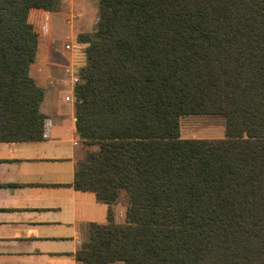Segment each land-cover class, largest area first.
<instances>
[{"label": "trees", "instance_id": "16d2710c", "mask_svg": "<svg viewBox=\"0 0 264 264\" xmlns=\"http://www.w3.org/2000/svg\"><path fill=\"white\" fill-rule=\"evenodd\" d=\"M0 0V142L34 139L44 11ZM73 86V187L125 222L91 224L81 264H264V0H99ZM224 138L182 139L184 117Z\"/></svg>", "mask_w": 264, "mask_h": 264}, {"label": "crops", "instance_id": "0c3cea01", "mask_svg": "<svg viewBox=\"0 0 264 264\" xmlns=\"http://www.w3.org/2000/svg\"><path fill=\"white\" fill-rule=\"evenodd\" d=\"M76 1L86 0H59L60 7L67 8L68 25L78 20ZM90 1L88 22L96 18L99 4ZM44 16L55 22L49 46L60 31L62 15L55 9L44 11L38 39ZM69 33L74 40L81 34ZM36 58L44 60V50L37 45L29 75L43 92V127L33 140L0 142V264H81L75 254L88 241L90 225L106 224L109 209L114 222L123 224L126 207L98 203L93 193L74 189L76 163L85 151L74 129L73 80L79 67L74 71L69 65L60 73L57 65L33 64Z\"/></svg>", "mask_w": 264, "mask_h": 264}, {"label": "rangeland", "instance_id": "374dc122", "mask_svg": "<svg viewBox=\"0 0 264 264\" xmlns=\"http://www.w3.org/2000/svg\"><path fill=\"white\" fill-rule=\"evenodd\" d=\"M86 5V6H85ZM92 1L86 0L83 4L75 3L74 11L78 15V20L71 25L66 24L68 11L67 8L63 10L60 7L59 0L56 3L55 11H58L62 16L59 18L60 31L51 37V45H47L49 40V33L54 28L53 20L54 18H47L44 16L43 24L41 28L40 38L38 39L37 46L44 50V60L41 58H36V65L47 66V65H57L59 71L62 73L65 69L71 66V69L77 70V66L81 68L85 63V45L78 44L72 37L70 38V33L73 37L78 33H89L94 32L96 28L97 15L96 18H92L90 22V12L87 13L89 9H92ZM62 10H61V9ZM97 11L99 9V4H97ZM98 13V12H97ZM95 21V24H94ZM87 22V23H86ZM94 24V25H93ZM74 27V30L72 28ZM73 31V32H72ZM50 47L48 55L46 51ZM46 53V54H45ZM34 66V65H33ZM68 69V68H67ZM62 70V71H61ZM54 72V71H53ZM65 74V73H64ZM180 137L182 139H206V140H216L224 138V122L221 117H184L180 120L179 127ZM122 224V223H120Z\"/></svg>", "mask_w": 264, "mask_h": 264}, {"label": "built area", "instance_id": "2783aa9c", "mask_svg": "<svg viewBox=\"0 0 264 264\" xmlns=\"http://www.w3.org/2000/svg\"><path fill=\"white\" fill-rule=\"evenodd\" d=\"M73 82L76 83L77 82V78H74Z\"/></svg>", "mask_w": 264, "mask_h": 264}]
</instances>
